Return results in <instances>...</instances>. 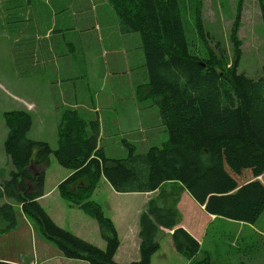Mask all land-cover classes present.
<instances>
[{
    "label": "trees",
    "instance_id": "16d2710c",
    "mask_svg": "<svg viewBox=\"0 0 264 264\" xmlns=\"http://www.w3.org/2000/svg\"><path fill=\"white\" fill-rule=\"evenodd\" d=\"M116 14L121 35L137 34L143 54L145 84L136 96L151 100L168 139L160 147L136 154L126 141L124 159H108L100 146L98 117L84 120L76 110L62 112L57 125V148L30 140L32 120L25 111L3 115L7 129L4 152L14 171L0 183V200L11 201L30 220L40 236L67 260L88 264H118L116 230L101 208L74 201L73 190L103 178L120 194H147L164 184H178L210 216L254 225L264 213V186L242 183L264 172V65L257 79L238 73L241 57L237 40L239 11L231 33L233 62L223 51L200 56L190 48L178 0H107ZM264 30V0H257ZM196 30L203 39L196 12ZM53 154L70 171L58 186L60 197L94 220L105 243L100 250L59 228L39 204L44 195V168ZM241 183V184H240ZM160 193L139 217V260L151 264L159 250L161 230L172 231L175 252L189 264H217L199 257L200 246L180 222L177 201ZM14 205H0V235L16 230ZM0 264H11L0 261Z\"/></svg>",
    "mask_w": 264,
    "mask_h": 264
},
{
    "label": "rangeland",
    "instance_id": "374dc122",
    "mask_svg": "<svg viewBox=\"0 0 264 264\" xmlns=\"http://www.w3.org/2000/svg\"><path fill=\"white\" fill-rule=\"evenodd\" d=\"M178 2L185 35L193 52L203 56L208 50L223 51L229 64L233 62L234 55L230 37L239 11L236 36L240 42L241 57L238 73L252 79L260 76L264 65V30L257 0ZM98 5H95V8L98 6L97 10L89 15H80L79 18H72L64 23L66 27H73L75 32H66V36L50 34L47 39L49 30L61 26L59 22L49 18L51 7L48 0H0V183L7 180L9 173L15 170L4 152L7 135L3 119L5 113H29L32 125L27 137L32 141L44 142L55 150L58 140L57 125L64 110H77L84 120L94 118L90 106L85 104H91L87 82L96 93V106L105 110L114 106V101L125 100L124 98L130 96L129 82L111 78L109 75L117 66L109 59L111 54L113 51L122 53L125 44L114 42L109 36L115 27L116 14L109 3L106 7ZM196 12L203 39L196 30ZM83 27L94 28L90 37L89 32L77 31ZM136 37L131 38L129 43V47L137 51L132 64L136 69L134 75L137 76L132 83L135 92L139 86L145 84L144 60L141 53L139 58V36ZM28 51L34 55H30ZM61 52L67 56L51 59L55 55L59 56ZM37 56H50V60L39 65L40 59ZM82 68L88 75L87 80H75V88L71 82L50 83L53 75L56 80L76 78L84 74L79 70ZM75 97L78 106L74 105ZM138 103L139 115L132 107L120 106L125 111L123 120H126L120 123H116L115 116H111L112 110L100 114V146L106 158H126L129 152L123 141L133 145L136 154H144L151 147H160L168 139L166 129L161 125L158 111L151 100H139ZM151 108L155 112L149 110ZM69 175L70 171L60 167L52 154L44 168V195L39 204L59 228L104 250L105 243L100 237L96 222L77 207H70L57 191V186ZM261 176L264 179V172L258 177ZM256 178H246L242 183L256 181ZM160 193L168 203L177 201L179 224L184 219L187 227L196 226L202 210L175 183L164 184L151 194H120L114 192L100 178L92 185L84 182L75 187L73 199L77 202L88 200L101 208L104 217L112 222L119 240L120 248L114 261L118 264H130L139 260V217L145 212L147 203L158 198ZM4 203L14 205L11 201L0 200V205ZM14 208L17 228L9 234L0 235V261L11 264H88L65 259L54 245L40 236L34 224L22 215L19 207L14 205ZM158 244L159 250L152 257L151 264H187L175 252L171 234H165L161 230Z\"/></svg>",
    "mask_w": 264,
    "mask_h": 264
},
{
    "label": "crops",
    "instance_id": "0c3cea01",
    "mask_svg": "<svg viewBox=\"0 0 264 264\" xmlns=\"http://www.w3.org/2000/svg\"><path fill=\"white\" fill-rule=\"evenodd\" d=\"M65 1L66 0H48V3L50 4L51 7L48 15L49 18L59 22L61 26L57 29L49 30L46 36L47 39H49L50 34H61V36L64 35L66 36V32L69 31L75 32L76 30L73 27H66L64 23L68 20H71L72 18H76V17L79 18L80 15L82 16L89 15L94 10L95 11L97 10L99 6L98 4H102L105 7L108 5L107 1H103V0H67L66 2ZM95 5L98 6L95 8ZM115 22H116L115 27L114 29H112L111 33H109V36L110 38L114 39V42L120 41V42H124L125 44H123L122 53L119 52L116 53L113 50H111L113 51V53L111 54V57L109 59L115 62L117 66L113 68V71L110 72L109 75H111V78L116 77L117 79L125 80L126 83L129 82L131 91L129 92L130 96L124 98L125 100H117L116 102L114 101L115 104L112 107L106 106L107 107L106 109L107 111H106L104 108L96 106V102H95L96 93H94V91L87 82L86 86H87V91L89 92L90 95L91 104L87 102H85V104H88L90 106L92 114L94 115V117L95 115L98 117L99 122L101 121L100 114H102L103 111L111 112L110 110H112L111 116L112 117L115 116L116 123L126 121L123 120V117L125 116V111L120 109V106L132 107V110L134 108L137 111V115L140 114V109L138 107L139 100H137L136 92L132 86V83H134L137 78V76L134 75L136 69L132 67L133 57L134 54L137 53V51L135 50V48L129 47L131 38L136 37L137 35L136 34L121 35L118 30L116 19ZM87 27L80 28L77 31L80 33L89 32L88 37H90L91 31H93L94 28H87ZM138 49L140 50V52H138L140 58V53L143 56L142 50L140 48V41H139ZM29 54L32 56L34 55L31 54L30 52ZM66 56H67L66 54H62L61 52L59 56L55 55L51 59H55L57 57L59 58L66 57ZM39 59H40L39 65H41L48 62L50 60V56L48 57L45 56V58L40 57ZM79 70L80 72H84V74H80L76 78L59 79V80L54 79L55 76L53 75L52 78L50 79V83L60 84V83L71 82L73 88H75V83H74L75 80L79 78L87 80L88 77V75L85 73L86 71L83 68ZM144 75H145V71H144ZM123 103H126V105H123ZM74 105L75 106L79 105L78 101L76 102V97H75ZM149 110L154 111V109L152 108ZM100 129H101V123H100ZM256 181H259L264 186V179L262 176L256 178ZM147 194H151V193H147ZM187 195L188 194L186 193L185 196ZM199 208L200 210H202L201 211L202 216L201 218H197L198 221H196L195 227H190V228L187 227L184 224V219H182L183 223L179 224L178 227L185 230L193 239H195L198 242L200 246V250H199L200 258H203L207 255L214 263L217 264H264V213L260 216V218L254 225H248L245 223H238V222L218 219L214 216L207 215L203 211L202 207ZM162 231L168 235L172 234V231L163 230V229ZM138 244H139V239H138ZM187 264H189V262H187Z\"/></svg>",
    "mask_w": 264,
    "mask_h": 264
}]
</instances>
